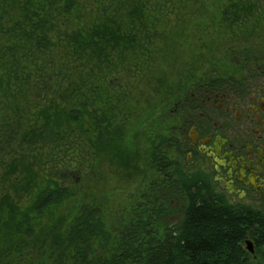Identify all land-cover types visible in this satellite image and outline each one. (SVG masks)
Listing matches in <instances>:
<instances>
[{"label": "trees", "instance_id": "1", "mask_svg": "<svg viewBox=\"0 0 264 264\" xmlns=\"http://www.w3.org/2000/svg\"><path fill=\"white\" fill-rule=\"evenodd\" d=\"M263 6L226 0L206 31L254 35ZM165 8L0 0V264H264V222L184 162L166 110L176 76L160 75L184 31L163 26ZM190 9L195 24L201 9ZM148 77V93L134 94ZM89 161L126 174L133 191L114 202L83 189Z\"/></svg>", "mask_w": 264, "mask_h": 264}, {"label": "flooded vegetation", "instance_id": "2", "mask_svg": "<svg viewBox=\"0 0 264 264\" xmlns=\"http://www.w3.org/2000/svg\"><path fill=\"white\" fill-rule=\"evenodd\" d=\"M232 62L175 86L167 107L184 162L206 174L228 205L253 212L264 222V25ZM264 234V225L257 228Z\"/></svg>", "mask_w": 264, "mask_h": 264}, {"label": "rangeland", "instance_id": "3", "mask_svg": "<svg viewBox=\"0 0 264 264\" xmlns=\"http://www.w3.org/2000/svg\"><path fill=\"white\" fill-rule=\"evenodd\" d=\"M224 1L226 0H163L166 5L164 10V13L166 14L163 19L165 22L163 23V26L165 25V28L171 29L172 26L175 27L179 23L178 26L182 27L184 31L183 38L175 39L177 41L174 48L170 49L165 63L161 65L160 75H167L171 72L176 76L173 78L176 87L179 85L180 79L212 69L224 60H229V62L233 63V55L238 54L239 51H243L246 44H250L256 37H258L254 35L247 36L246 33L242 38L235 37L228 30L223 31L219 33L218 36L214 37V33L219 32L218 29L210 28L206 31V25L209 27H215V24L213 23H210L211 25L206 23L213 15V12L216 11ZM203 5L208 6V8L206 7L207 9H202ZM190 6H197L201 9V15H198L196 18L198 25H202L200 29L197 27V23H188L192 18L194 19L195 14L193 13L194 11L190 9ZM261 29L262 28L257 29V31L259 32ZM165 78V76L162 77L164 83H169L172 79L167 78L165 80ZM148 79L150 78L148 77ZM148 79L145 80V83H141L140 87L133 88L134 94L140 93V91H145L146 94L148 93L149 88L147 85H152L154 82V80ZM129 82L134 83V80H130ZM175 99H177L176 94ZM90 162L91 161H89L90 167L94 166V176L87 182L83 183V189L92 187L96 193L98 192L109 196L111 197V201L114 202L122 201L123 196L133 189L135 181H132V179L131 181H128L125 176L126 174L118 172L114 166L109 165L106 162H100L97 165ZM88 171H90L89 168L85 169L84 176L80 174L81 176L79 175V178L81 177V180L84 181L87 180L86 175ZM252 247L254 251L253 254L247 251L250 255H254L256 252L253 243Z\"/></svg>", "mask_w": 264, "mask_h": 264}, {"label": "water", "instance_id": "4", "mask_svg": "<svg viewBox=\"0 0 264 264\" xmlns=\"http://www.w3.org/2000/svg\"><path fill=\"white\" fill-rule=\"evenodd\" d=\"M245 250L248 251L249 253L253 254V247H252V243L250 241H246L245 242Z\"/></svg>", "mask_w": 264, "mask_h": 264}]
</instances>
